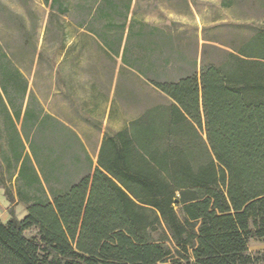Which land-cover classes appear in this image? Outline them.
I'll use <instances>...</instances> for the list:
<instances>
[{"label":"trees","instance_id":"obj_1","mask_svg":"<svg viewBox=\"0 0 264 264\" xmlns=\"http://www.w3.org/2000/svg\"><path fill=\"white\" fill-rule=\"evenodd\" d=\"M43 1L51 18L69 13ZM131 2L75 9L127 62L129 41L162 33L128 19ZM239 52L177 79L130 62L168 100L104 134L93 160L0 47V186L25 207L0 220V264H264V31Z\"/></svg>","mask_w":264,"mask_h":264},{"label":"rangeland","instance_id":"obj_2","mask_svg":"<svg viewBox=\"0 0 264 264\" xmlns=\"http://www.w3.org/2000/svg\"><path fill=\"white\" fill-rule=\"evenodd\" d=\"M79 3L84 4L62 0L69 13L51 18L43 0H0V47L27 77L30 92L45 110L75 129L93 160L100 139L115 131L123 117L134 118L168 100L130 62L140 57L150 78L177 79L199 73L208 63L221 65L231 54H239L251 36L264 31V0H132L128 19L163 34L150 31L141 40L129 41L127 62L122 47L115 53L78 25ZM8 11L18 14L21 26ZM108 35L116 37L118 32L111 27ZM9 172L11 184L6 186L13 187L18 173L15 168ZM11 211L19 219L25 215L16 195L10 202L0 186V220L10 219ZM260 248V242L249 244L250 250Z\"/></svg>","mask_w":264,"mask_h":264},{"label":"crops","instance_id":"obj_3","mask_svg":"<svg viewBox=\"0 0 264 264\" xmlns=\"http://www.w3.org/2000/svg\"><path fill=\"white\" fill-rule=\"evenodd\" d=\"M131 119H133V118H131ZM131 119H127L126 117L124 118H122V123L116 128V126H115V131H118V130H121V129H123V128H125V126L127 125V123H128V121H130ZM102 139V138H101ZM100 139V140H101ZM99 145H100V141H99V144L97 145V150H98V148H99ZM97 150H96V154H97ZM89 152V151H88ZM90 154V153H89ZM96 154H95V156H96Z\"/></svg>","mask_w":264,"mask_h":264}]
</instances>
